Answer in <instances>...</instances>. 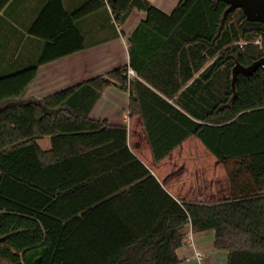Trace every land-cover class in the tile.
Returning a JSON list of instances; mask_svg holds the SVG:
<instances>
[{
	"label": "trees",
	"instance_id": "obj_1",
	"mask_svg": "<svg viewBox=\"0 0 264 264\" xmlns=\"http://www.w3.org/2000/svg\"><path fill=\"white\" fill-rule=\"evenodd\" d=\"M105 6L120 26L147 12L129 64L0 110V264H177L187 225L214 230L228 264H264V69L232 86L237 61L264 56V24L241 8L224 18L225 0H180L170 14L89 0L76 16ZM82 45L0 77V102ZM111 83L130 94L127 124L90 116Z\"/></svg>",
	"mask_w": 264,
	"mask_h": 264
},
{
	"label": "crops",
	"instance_id": "obj_2",
	"mask_svg": "<svg viewBox=\"0 0 264 264\" xmlns=\"http://www.w3.org/2000/svg\"><path fill=\"white\" fill-rule=\"evenodd\" d=\"M89 0H10L0 10V77L36 64L46 49H82L38 65L37 73L19 96L0 102V110L13 104H44V99L92 77L129 64L128 37L146 19L147 12L134 8L125 23L117 24L110 6L81 16L76 11ZM170 14L180 0H149ZM130 94L111 83L90 116L111 124H127ZM51 136L38 139L44 149ZM184 244L177 249V264H228L227 250L214 246V230L194 232L184 228ZM193 235V241L188 238ZM201 252L198 258L196 252Z\"/></svg>",
	"mask_w": 264,
	"mask_h": 264
},
{
	"label": "water",
	"instance_id": "obj_3",
	"mask_svg": "<svg viewBox=\"0 0 264 264\" xmlns=\"http://www.w3.org/2000/svg\"><path fill=\"white\" fill-rule=\"evenodd\" d=\"M229 6L225 10L224 18L228 16L231 11L241 8L246 15L247 20L262 22L264 24V0H225ZM226 67L224 66V69ZM264 69V56L255 60L249 65L242 64L237 61L233 68V80L232 86L234 91L236 90V83L239 74L244 76L252 75L258 69ZM4 237L0 236V242ZM42 256H38L33 264H41Z\"/></svg>",
	"mask_w": 264,
	"mask_h": 264
},
{
	"label": "built area",
	"instance_id": "obj_4",
	"mask_svg": "<svg viewBox=\"0 0 264 264\" xmlns=\"http://www.w3.org/2000/svg\"><path fill=\"white\" fill-rule=\"evenodd\" d=\"M255 42H257V43H262L263 42V40H262V38H257L256 40H255ZM237 43L240 45V46H243L244 44H246V43H248V41H237ZM129 74L130 75H135L136 74V72H135V70L134 69H130L129 70ZM190 241H193V235L191 234L190 236H189V238H188ZM196 255H197V257L198 258H200L201 257V252L200 251H197L196 252Z\"/></svg>",
	"mask_w": 264,
	"mask_h": 264
}]
</instances>
